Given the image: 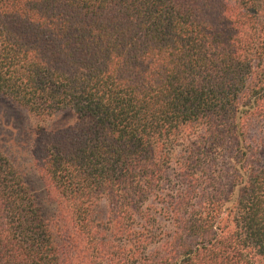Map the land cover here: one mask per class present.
I'll return each instance as SVG.
<instances>
[{"label": "trees", "instance_id": "1", "mask_svg": "<svg viewBox=\"0 0 264 264\" xmlns=\"http://www.w3.org/2000/svg\"><path fill=\"white\" fill-rule=\"evenodd\" d=\"M0 96L75 120L48 214L0 149V264L264 261V0H0Z\"/></svg>", "mask_w": 264, "mask_h": 264}, {"label": "rangeland", "instance_id": "2", "mask_svg": "<svg viewBox=\"0 0 264 264\" xmlns=\"http://www.w3.org/2000/svg\"><path fill=\"white\" fill-rule=\"evenodd\" d=\"M75 124L71 111H61L50 119L36 117L24 108L0 96V149L8 157L24 179L32 192L36 203L44 214L53 211L54 204L50 203L55 198L54 191L45 187V181L40 179L34 167L35 155L38 152V138L33 137L32 129L50 128L66 129ZM254 129L252 135H257ZM264 152V150H263ZM264 160V154L262 155ZM100 212H105L108 207L106 202L100 203ZM70 215V209L64 216ZM251 264H264V261L251 255Z\"/></svg>", "mask_w": 264, "mask_h": 264}]
</instances>
